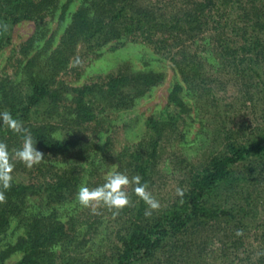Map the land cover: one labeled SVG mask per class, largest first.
Returning a JSON list of instances; mask_svg holds the SVG:
<instances>
[{"label":"trees","instance_id":"1","mask_svg":"<svg viewBox=\"0 0 264 264\" xmlns=\"http://www.w3.org/2000/svg\"><path fill=\"white\" fill-rule=\"evenodd\" d=\"M57 1L0 0V46L7 39V23L21 16L37 19L44 17L47 11L53 14L57 8ZM243 1L245 3H240V0H189L190 3L182 7L183 19L176 14L169 18L168 23H164L169 28L168 37L164 40L178 41L184 35L193 36L195 31L202 33L217 31L219 39L213 46L223 54L229 64L234 65L233 69L238 75L240 73L239 80L249 78L251 81L258 76L254 72L260 68L256 65H261L260 57L264 53V38L261 37V34L264 35L262 2L264 0ZM135 2L136 0H90L88 4L84 3L75 10L71 14L69 24L61 33L58 44L54 48L43 50L44 53L38 51L39 54L35 53L28 57L20 67V73L26 74L25 79L30 82L29 94L25 98L17 91L18 85L7 86L0 83V112H10L15 119L26 124L24 127L30 131L34 140H37L36 147L43 153L45 161L41 176H31L28 183L13 180L9 188L0 189L5 193V199L0 202V233L5 231L13 216H18V212L23 211L22 206L26 207L28 196L42 195L48 191L51 196L62 201L72 193L71 186H74L73 192L79 190L85 172L89 170L94 172L103 162L102 154H99V157L96 155L97 145L90 141L85 150L90 158L87 168L72 166L69 161L73 159L74 149L79 141L72 136L57 139L51 133L55 128L53 125L36 124L31 121V114L34 106L37 107L35 109H39L42 104L51 106L59 104L63 99L55 86L54 77L59 74L61 66L63 67L69 60L70 54H73L78 41L98 40L101 37L107 40L122 36L120 29L106 30V23L109 20L118 19L120 26H124L125 30L134 36L136 34L145 42L157 41L158 26L163 22L154 15L155 12L150 13L146 8L137 6ZM234 5H237V9ZM92 8L105 11L104 17L109 20L98 18L94 23L89 21L88 16ZM123 11L137 12L143 14V17L135 18L134 15L132 21L135 26L129 29V24L122 20L129 17ZM237 16L241 17L240 22L243 26L250 25L248 22L253 20L252 30L262 31L260 33L258 31L260 37L252 36L248 34L249 30L237 26L239 25L236 21ZM220 34L223 35L221 38ZM232 36L241 38L232 43ZM241 40L242 44H239ZM33 43L34 40L30 38L19 47L27 55ZM165 45L169 55L172 54L170 59L174 70L182 77L180 82L175 81L169 90L165 123L164 119L159 124L156 119L151 118V129L155 130L156 136H151L149 140H143L136 145L125 144L117 155L121 165L129 169V175L141 177L140 183L146 185L147 193L152 184L154 168L157 167L161 133L166 128L174 129L178 119L184 123L189 107L184 98L186 94L182 93L183 87L184 92L190 89L195 92L193 79L197 73L201 74L199 70L203 69L204 62L198 65L194 61L195 53L188 57L183 49H180V52L174 51L173 42ZM163 51L166 52V49ZM243 54L246 58L237 57ZM42 58L48 61L46 60L44 64ZM236 58L239 59V63L236 62ZM245 62L254 66L252 74L249 73L251 67L250 69L239 67V64ZM44 66L51 67L50 71L45 70ZM163 77L162 73L155 71L125 69L98 77L93 83L78 87L75 105L70 111L74 119L71 124L81 126L99 122V116L90 104L92 103L90 98L95 94L106 91L104 93L107 98L111 96L118 98L115 106H126L132 103L134 97L127 94L123 88L139 86L140 90H144L157 84ZM258 82L262 93L264 81L258 79ZM255 84L250 86L255 87ZM87 94L90 95L89 100L85 98ZM213 102L215 105L211 113L216 114L218 120L214 126V139L223 145L222 149L212 153L203 167L194 170L187 185L182 189V196L178 195L172 203L151 211L154 214L152 218L146 220L142 218L150 206L139 193L132 206L118 209L128 218V222L124 220L115 231L114 240L108 242L112 247L110 251L105 250V253L111 254L109 263L101 261V264H264V127L259 128L257 125L254 127L250 119L245 121L251 125L248 130L244 127L245 124L230 126L226 122L228 112L217 110L219 107L217 99L215 101L213 99ZM259 117L264 118V106ZM245 129L252 134L246 139ZM0 142L8 147L14 164L13 169L22 167L26 170L27 167L22 166V162L16 158V151H12L13 145L17 148L18 145H23L22 133L12 131L7 124L0 121ZM56 161L65 163L64 166L67 164V167H58ZM76 167L84 170L81 176H78L79 179L71 172ZM51 168H55L56 171H52ZM59 215V211L53 208L48 214L39 210L22 218L24 233L18 235L14 243L8 244L0 251V264L16 250L22 252L20 258L4 264H92L87 260L77 261L72 256L74 254H71L74 246L84 247L88 241L85 237L78 240L82 234L80 231L83 230L79 228L77 230V227L75 229L78 223L77 220L74 221L75 216H69L64 221ZM82 224L80 222V225ZM125 224L127 229H124ZM91 226L92 223L86 226L85 231ZM228 258L231 259L230 262H227Z\"/></svg>","mask_w":264,"mask_h":264},{"label":"rangeland","instance_id":"2","mask_svg":"<svg viewBox=\"0 0 264 264\" xmlns=\"http://www.w3.org/2000/svg\"><path fill=\"white\" fill-rule=\"evenodd\" d=\"M89 1L58 0L56 11L53 14L51 11H47L44 17L37 19L21 16L19 19L7 23V39L0 46V83L7 86L11 84L18 85L17 91L25 98L29 94L30 82L28 83V80L25 79L26 74L20 73V67H22L28 57L35 53L37 54L38 51H40L39 53H44L45 49L54 48L58 44L64 28L69 24L71 14L84 3L88 4ZM262 2L264 3V1ZM135 3L137 6L146 8L150 13L155 12L154 15H157L156 17H159L158 20L163 22V24L158 26L157 41L150 43L141 40L136 34L134 36L130 31L125 30L124 26H120L118 19L111 21L109 18L104 17L105 11L92 8L88 16L89 21L94 23L98 18L104 21L109 20L106 23V30L115 29L118 31L120 29L122 36L118 38L111 37L107 40L101 37L98 40L78 41L73 54H70L69 60L63 67L61 66L59 74L54 77L55 86L59 89L63 99L59 104L51 106L50 104L49 106L42 104L39 109H35L37 107L34 106L31 121L36 124L48 123L50 126L53 125L55 128H53L51 133L57 139L61 140L72 136V138L79 141L74 149L73 159L69 161L72 166L79 165L86 169L90 159L86 155L88 153L85 152L87 143L93 141L97 145L96 155L99 157V154H102L103 162L94 172H90V170L85 172L87 176L85 175L82 186L94 188L100 183L103 184L107 175L111 172L125 173L131 180L132 176L129 175V169L121 165L117 155H119L121 147L125 144L136 145L143 140H149L151 136H156L155 130L151 129V118L156 119L159 124L164 119L165 123L164 116L165 110L168 109L169 90L175 81L180 82L182 78L174 70L170 59L172 54L169 55L165 44L173 42L175 45L173 50L180 52V49H183V52L188 57L195 53L194 61L198 65L204 61L203 69L199 70L202 75L196 72V78L193 79L194 88L196 87L195 92L191 89L184 92L185 87H183L182 93L186 94L184 98L189 107L184 123L178 119V125L175 124L174 129L166 128L161 133L157 167L154 168L155 173H153L152 184L148 188V193L151 197L159 202L160 207H164L168 203H172L176 196L179 195L177 189H184L194 170L203 167L208 162L210 155L217 153L223 147L214 139V126L218 120L217 116H215L216 114L213 115L211 113L213 105H215L213 99L214 101L217 99L219 102L217 110L225 111L224 113L228 112L226 122L230 126L237 124L243 126L245 124L244 127L248 130L251 125L245 121L250 119L254 127L255 125L259 126V128L264 127L262 126L264 125V118L259 117L260 110L264 106V94H262L264 90H262V93L260 92L259 89L261 88L258 82V79L264 81V53L260 57L261 65H256V67H260L257 70L258 72H254L258 76H255V79L251 81H249V78L239 80L240 73L238 75L236 70L233 69L234 65L232 63L229 64L223 54L213 46L215 41L219 39L217 31L212 30V32L205 31L203 33L195 31L193 36L184 35L178 41L164 40L168 37L167 30L169 29L164 23H168L169 18L176 14L180 19H183L182 13L184 11L182 7L190 3L189 0H136ZM240 3L245 2L240 0ZM173 4H176V6L178 4V6L174 7ZM64 9L65 11H62ZM163 9H166V11ZM123 12L124 14L127 13L129 17L128 19H122L129 24V29L135 26L132 21L134 15L135 18L143 17V14H137V12L134 13L133 11ZM61 14L62 17H60ZM236 21L239 24L237 26L249 30L248 34L260 37L258 31L259 33L262 31L252 30L251 23L253 20L248 22L250 23L248 26L242 25L240 16L236 17ZM221 36L223 35L220 34V38ZM261 37L264 38V35L261 34ZM30 38L34 40V43L26 55L19 46ZM232 38L231 42L234 43V40L238 41L241 37L235 38L232 36ZM239 44H242V40ZM164 49H166V52L163 51ZM237 57L246 58L245 54ZM38 59L41 60V58ZM42 60L44 64L46 60L48 61V59L44 61V58ZM236 60L239 63V59L236 58ZM239 65V67H249V69L251 67L249 73L252 74L254 68L252 64L247 65L245 62ZM49 68L51 67L44 66L45 70H49ZM125 69H128V71H155L162 73L164 77L157 84L144 88V90H140L139 86L123 88L127 94L134 97L132 103L126 106H115L118 98L116 96L107 98L106 93H104L106 91H102L101 94H95V96L90 98L92 101L90 104L98 114L99 122L95 124L87 123L81 126L74 123L71 124L74 119L70 111L75 105L74 100L77 98L78 91L76 89L84 84L93 83L98 77H105ZM181 84L185 86L182 81ZM250 84H255V87L250 86ZM89 96L87 94L85 98L89 100ZM247 130L245 129L244 133L245 139L252 135ZM21 147L22 145H18V148L13 145L12 151H17ZM90 154L93 155L92 152ZM43 162L45 161L42 159L31 167L22 162V166L27 167V169L23 170L24 168L22 167L21 169L20 167L14 168L12 170L13 180L15 182L28 183L31 176H41V169L44 166ZM56 163L58 167H67V164L64 166L65 163L63 162L59 163V161H56ZM51 169L56 171L55 168ZM83 171L76 167L71 172L72 175H76L79 179L78 176ZM73 187L71 186L70 188L72 193L63 198L62 201L55 196L53 197V195L51 196L48 191H45L42 195L34 194L28 196L26 207L22 206L23 211L18 212V216H13L5 231L0 233V251L6 248L8 244L14 243L18 235L24 233L22 218H26L39 210L48 214L53 208H56L59 211V216L64 221L69 216H75H73L74 221H78L75 229L77 227V230L78 228L83 230H79L82 234L78 240L84 237L88 238L84 247L73 245L74 249L71 254H74L72 255L74 259L77 261L87 260L92 262V264H101V261L109 263L111 254L110 252L105 253V250L110 251L112 247H110L108 242L114 240L115 231L124 220L128 222V218L118 209L110 208L102 203L93 202L89 206L82 205L78 199V191L73 192L75 191ZM135 188L134 182L124 187L129 197V203L125 205L126 207L132 206L138 198H136L137 192ZM153 210L155 209L149 207L146 213L150 214L145 213L142 218L145 220L146 218H152L154 214L151 211ZM80 222L83 224L80 225ZM90 223H92V226L86 228L87 230L85 231V227ZM126 224L124 229H127ZM21 254L20 250H16L1 262H3L2 264L13 262L19 259ZM230 260L228 258L227 262H230Z\"/></svg>","mask_w":264,"mask_h":264},{"label":"clouds","instance_id":"3","mask_svg":"<svg viewBox=\"0 0 264 264\" xmlns=\"http://www.w3.org/2000/svg\"><path fill=\"white\" fill-rule=\"evenodd\" d=\"M0 121L7 124L12 131L22 133L23 145L17 149L15 156L27 166L31 167L43 159V153L37 149V140H34L30 131L26 129L23 122L15 119L10 112H0ZM12 163L8 147L5 143L0 142V189H7L13 183ZM141 177H128L122 172H111L107 175L105 182L94 188L81 186L78 190L79 202L84 206H89L93 202L102 203L110 208L120 209L129 203V197L124 187L129 183L135 182L137 187L135 191L139 193L152 209H157L160 204L155 198L151 197L146 191V185L141 184ZM179 195H183L181 189H177ZM5 199V193L0 190V202ZM150 214V213H146Z\"/></svg>","mask_w":264,"mask_h":264}]
</instances>
